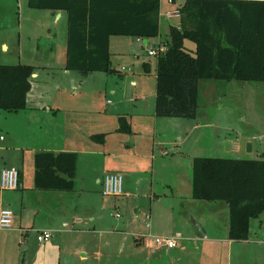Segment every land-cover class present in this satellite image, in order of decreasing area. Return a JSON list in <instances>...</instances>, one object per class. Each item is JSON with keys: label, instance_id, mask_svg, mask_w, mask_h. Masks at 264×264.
Returning <instances> with one entry per match:
<instances>
[{"label": "crops", "instance_id": "1", "mask_svg": "<svg viewBox=\"0 0 264 264\" xmlns=\"http://www.w3.org/2000/svg\"><path fill=\"white\" fill-rule=\"evenodd\" d=\"M182 1L161 3L157 36L143 40L124 34L110 36L115 71L84 74L66 67L67 10L28 4L26 17H21L25 0H0V62L34 66L26 107L7 110L11 118L6 116V131L0 128L1 156L6 162L0 163V174L5 166L15 165L20 170L17 188H2L0 175V209L10 206L15 211L12 226L6 228L17 234V240L28 250L24 264H61L62 260L65 264H102L104 252L100 246L91 247L87 239L95 227H77L74 223L80 220V203L84 208L79 198L83 199L86 192L100 194L108 171L122 173L123 192L107 199L130 215L117 222L118 226L102 228L114 236L124 234L123 241L133 246L132 255L121 256L119 262L137 264L146 257L153 264H264V211L251 218L247 238H231L229 203L195 197L192 172V160L203 155L202 151L246 158L244 151L256 148L260 155V148L252 141L249 150L241 139L221 136L212 120L202 122L197 115H157L158 55L155 79L147 87L154 56L148 50L166 43L162 28L170 33L171 25H180V17L163 14ZM11 5L15 7L13 16ZM23 32L30 39L27 49L21 43ZM24 53L26 58H22ZM210 82L205 87L207 92L213 86ZM121 116L130 124L129 131L120 130ZM14 117H19L15 123H20L21 134L11 120ZM204 127L212 133L202 132ZM94 134H103V139L93 138ZM38 150L77 152L73 189L35 187ZM227 151L230 154H221ZM95 216L90 212L92 221ZM84 223L88 224L87 220ZM44 228L53 235L40 241L38 233ZM152 234L177 235L179 245L153 246ZM2 257L0 264H7ZM8 261L22 264L16 252Z\"/></svg>", "mask_w": 264, "mask_h": 264}, {"label": "trees", "instance_id": "2", "mask_svg": "<svg viewBox=\"0 0 264 264\" xmlns=\"http://www.w3.org/2000/svg\"><path fill=\"white\" fill-rule=\"evenodd\" d=\"M33 8L68 11L66 67L86 74L113 72L110 36L150 38L160 31L161 0H28ZM180 25H171L158 55L156 114L197 115L202 78L264 81V0H183ZM196 42V52L185 45ZM34 66L0 62V109L26 107ZM120 130L130 124L120 117ZM93 138L103 139V134ZM78 154L38 150L35 187L71 190ZM193 195L225 200L229 236H249L250 220L264 211V158L201 155L192 160Z\"/></svg>", "mask_w": 264, "mask_h": 264}, {"label": "rangeland", "instance_id": "3", "mask_svg": "<svg viewBox=\"0 0 264 264\" xmlns=\"http://www.w3.org/2000/svg\"><path fill=\"white\" fill-rule=\"evenodd\" d=\"M166 1L167 0H162L161 3H166ZM9 8L11 9L10 13L13 16L15 11L14 5H11ZM16 8L18 10L17 6ZM26 8H29L27 0H25L21 7V17H26ZM60 26H63L62 21L56 28L58 32H60ZM162 32L165 40H167L170 37L168 29L164 27L162 28ZM29 41L30 39L28 35L23 32L21 43L25 49H27L29 46ZM185 45L192 53L195 54L196 45L192 39L187 38L185 40ZM22 58H26L25 53L22 54ZM151 58L153 61L151 69L152 77L149 78V83L147 85L148 88L151 86V81H154L155 79L153 76L155 74V55ZM208 81H211L210 83H212L213 86L212 89L207 92L205 87L207 86ZM0 112V128L2 127L3 131L5 132L8 123L6 116L8 115L10 117L11 113L4 109L0 110ZM10 118L8 119L9 121ZM197 118L202 122L212 120L214 124L217 125L216 131L220 133L221 136H228L232 138L236 137L241 139L242 143L246 145V149L247 143L249 141H253L255 147L260 148V155H258L255 148L254 151H244L242 156H246V158H264V81L242 79L227 80L221 78L200 79ZM11 120L14 124H16L15 121L19 120V117H14V119ZM15 126L16 128H19L17 130L21 134L22 129L20 128V123L16 124ZM209 129V127H204L201 130L202 132L204 131V133H212V131L209 132ZM202 152L203 155L223 156L214 155L219 153H211L209 149ZM2 153H4V151L0 150V163L5 164V159H3L1 156ZM221 154H230V151ZM79 193L82 194L81 191ZM88 193L89 192H86V195H83V199L79 198V200H83L84 208H82V203H80L78 212L80 220L78 223L74 224L77 227L84 225L88 227L90 226L92 228L95 227V231L89 235L90 237H87L90 246H100L99 249L104 252V261H108L106 258L111 256L108 263L103 261L104 263L102 262V264H133L130 262H119L121 256L123 257L125 255H132L133 253L131 249L133 246L127 244L126 240L123 241V237L126 238V236L124 234L118 235L117 233H114V236L112 232H106L102 230V228L118 226L117 222L120 223L124 216L127 218L130 215L125 213V209H123V207L121 209L119 206L113 205L111 200L107 199L111 198V195L102 194L101 191L100 194L94 193L88 195ZM131 211L133 212L134 209ZM90 212L96 213L95 221L91 220ZM118 213H120L121 216L118 217ZM99 215H102L101 219H99ZM85 220H87L88 224L84 223ZM23 238L25 237L22 236V239ZM129 239L133 238L129 237ZM107 241L111 242L110 246L106 245ZM15 252L20 257V262L24 264V258L27 256L26 253L28 250L21 245L20 241L17 240V234L7 231V228L0 230V258L3 256L2 259H4L8 264V260L12 258V255L14 256ZM136 263L153 264V261L145 257L141 263ZM61 264H65V261L62 260Z\"/></svg>", "mask_w": 264, "mask_h": 264}, {"label": "built area", "instance_id": "4", "mask_svg": "<svg viewBox=\"0 0 264 264\" xmlns=\"http://www.w3.org/2000/svg\"><path fill=\"white\" fill-rule=\"evenodd\" d=\"M173 2L174 0H169ZM163 15L168 17H180V6L168 9ZM138 40H143L142 37H136ZM167 49L166 43L159 44L158 47H151L148 52L151 55H159ZM3 137V136H1ZM20 183V170L17 166H5L1 169V187L12 189L17 188ZM102 192L105 195H119L123 192V175L118 171H108L103 180ZM120 213H118L119 215ZM15 211L10 206H4L0 209V227H10L13 224ZM150 214L146 215V223L150 224ZM53 235L52 230L48 228L41 229L38 233V239L44 241ZM177 235H150L151 244L156 247H176L179 245Z\"/></svg>", "mask_w": 264, "mask_h": 264}, {"label": "water", "instance_id": "5", "mask_svg": "<svg viewBox=\"0 0 264 264\" xmlns=\"http://www.w3.org/2000/svg\"><path fill=\"white\" fill-rule=\"evenodd\" d=\"M226 144H227V145L230 144V140H228ZM251 147H252V142L249 141V142L247 143V149L250 150Z\"/></svg>", "mask_w": 264, "mask_h": 264}]
</instances>
